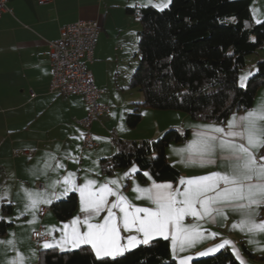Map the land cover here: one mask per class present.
Returning a JSON list of instances; mask_svg holds the SVG:
<instances>
[{"label":"crops","instance_id":"obj_1","mask_svg":"<svg viewBox=\"0 0 264 264\" xmlns=\"http://www.w3.org/2000/svg\"><path fill=\"white\" fill-rule=\"evenodd\" d=\"M138 5L143 3L7 0L11 12L0 17V220L11 225L0 235V264H39L48 247L90 245L97 256H115L156 237L169 238L177 264L223 248L244 264H264V87L251 107L223 121L142 106L141 122L129 127L126 114L144 96L127 88L133 68L120 73L133 53L137 57L141 23L126 8ZM252 11L264 22V0H254ZM78 20H97L101 27L92 71L110 111L93 125L94 149H82L77 120L86 115L84 97L49 90L48 41ZM247 60L241 84L264 60V45ZM170 127L189 130L186 140L167 148L180 171L177 181L145 172L143 183L136 166L103 172L100 161L115 153L114 138L153 139ZM72 191L77 210L58 220L50 206ZM3 203L11 204L10 213ZM39 227L48 240L35 241Z\"/></svg>","mask_w":264,"mask_h":264},{"label":"trees","instance_id":"obj_2","mask_svg":"<svg viewBox=\"0 0 264 264\" xmlns=\"http://www.w3.org/2000/svg\"><path fill=\"white\" fill-rule=\"evenodd\" d=\"M254 0H172L168 7L127 6L126 11L142 22L138 40V66L128 89L143 93L126 114V123L135 128L143 118L142 106L180 110L196 120L223 121L235 111L253 105L257 90L264 87V60L245 86L239 75L247 57L264 45V22L253 17ZM189 130L170 127L153 139L114 138L116 151L101 159L103 172L137 165L136 175L147 181H177L180 171L169 161L167 148L187 139ZM78 195L70 192L55 200L50 209L58 220L70 219L77 210ZM11 204L3 203L10 213ZM11 222L0 220V235ZM249 256L254 257L252 251ZM39 264H177L169 238L156 237L115 256H97L90 245L71 250L43 248ZM191 264H244L229 248L194 257Z\"/></svg>","mask_w":264,"mask_h":264},{"label":"built area","instance_id":"obj_3","mask_svg":"<svg viewBox=\"0 0 264 264\" xmlns=\"http://www.w3.org/2000/svg\"><path fill=\"white\" fill-rule=\"evenodd\" d=\"M39 1L48 3L52 0ZM6 11L11 12L7 6V0H0V17ZM100 28L97 20H78L65 25L61 29L59 38L48 41L52 71L50 92L82 95L86 103V115L77 120L84 130L82 149L97 147L98 142L92 131L93 125L110 111V105L101 101L104 91L97 87L94 73L89 67L94 60ZM256 160L263 162L258 155ZM34 239L37 242H43L48 240L49 236L44 232L43 227H40L34 232Z\"/></svg>","mask_w":264,"mask_h":264},{"label":"rangeland","instance_id":"obj_4","mask_svg":"<svg viewBox=\"0 0 264 264\" xmlns=\"http://www.w3.org/2000/svg\"><path fill=\"white\" fill-rule=\"evenodd\" d=\"M171 1L172 0H140V2H142L143 3V6H147V5H153L154 7H156V8H158V9H163V8H165V7H168L169 5H170V3H171ZM140 23H141V28H142V22L140 21ZM137 55H138V50H137ZM137 63V66H138V63H139V61H138V56L137 57H134V53L131 55V57L129 58V60H127V63H125V66L123 67V69L121 70V73H120V75H123V76H126L127 74H128V72L133 68V70H135L134 68V65ZM136 66V67H137ZM89 67H90V69L91 70H93V65H92V63H90L89 64ZM248 67H249V62H248V60H247V66L241 71V73H240V77H241V82H242V80H243V76L245 75V72L247 71V69H248ZM254 72H251L250 73V75H249V77L251 76V74H253ZM248 77V78H249ZM247 78V79H248ZM246 83H247V81L243 84H241L240 83V85L241 86H245L246 85ZM129 85V84H128ZM93 131V130H92ZM93 133H94V131H93ZM95 134V133H94ZM132 166H136L137 167V165H135V164H133ZM132 166H130L129 167V169L132 167ZM130 171V170H129ZM40 228V227H39ZM38 228V229H39ZM37 229V230H38ZM36 230V231H37ZM148 243V242H147ZM71 249H74V248H69V249H60V250H71ZM116 254H121V253H116ZM213 254V253H212ZM209 255V254H208ZM203 256H205V255H203ZM180 264H182V263H180Z\"/></svg>","mask_w":264,"mask_h":264}]
</instances>
